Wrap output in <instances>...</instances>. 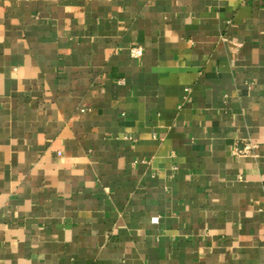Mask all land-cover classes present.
Here are the masks:
<instances>
[{"label": "crops", "instance_id": "crops-1", "mask_svg": "<svg viewBox=\"0 0 264 264\" xmlns=\"http://www.w3.org/2000/svg\"><path fill=\"white\" fill-rule=\"evenodd\" d=\"M0 264H264V0H0Z\"/></svg>", "mask_w": 264, "mask_h": 264}, {"label": "built area", "instance_id": "built-area-1", "mask_svg": "<svg viewBox=\"0 0 264 264\" xmlns=\"http://www.w3.org/2000/svg\"><path fill=\"white\" fill-rule=\"evenodd\" d=\"M130 51H131V55L133 57H139L143 53V50L140 46H133V47H131ZM249 148H250V145H245V148L243 151L246 152L247 150H249Z\"/></svg>", "mask_w": 264, "mask_h": 264}]
</instances>
